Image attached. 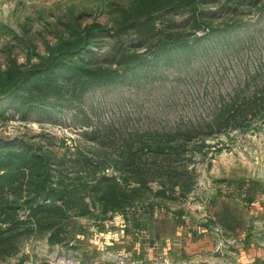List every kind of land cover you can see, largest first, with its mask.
<instances>
[{
    "label": "rangeland",
    "instance_id": "obj_1",
    "mask_svg": "<svg viewBox=\"0 0 264 264\" xmlns=\"http://www.w3.org/2000/svg\"><path fill=\"white\" fill-rule=\"evenodd\" d=\"M228 1H201L198 21L209 28L234 23L228 38L237 43L235 50L209 53L205 59L190 57L173 68L160 66L130 87L91 91L83 104L95 112L94 122L114 123L125 131H161L208 122L234 91L244 97L258 91L259 107L236 123L240 128L228 126L210 136L201 132L188 144L187 165L195 171L191 193L168 200L155 194L159 185L150 183L151 190L124 212L68 215L62 243H49L39 231L21 236L16 253L0 264H264V0L256 5L238 0L234 6ZM176 2L0 0V76L39 63L61 43L83 37L101 55L115 45L142 52L131 30L118 39L109 33L136 20L144 22L148 14L154 33L190 35L188 14L171 9ZM60 124L0 118V139L37 145L50 161L72 154L76 147L90 151L91 143L78 136L71 122ZM40 135L58 142L49 146ZM15 200L5 194L0 211ZM26 215L19 211L21 220Z\"/></svg>",
    "mask_w": 264,
    "mask_h": 264
},
{
    "label": "trees",
    "instance_id": "obj_2",
    "mask_svg": "<svg viewBox=\"0 0 264 264\" xmlns=\"http://www.w3.org/2000/svg\"><path fill=\"white\" fill-rule=\"evenodd\" d=\"M201 1L177 0L171 7L188 14L190 35L154 33L152 14H148L144 22L136 20L109 33L118 39L131 30L137 38L136 48H143L142 52L115 45L101 55L89 49L83 37L61 43L47 59L28 68L8 69L1 74V120L17 118L24 123L50 125L68 120L91 148L85 152L76 147L72 154L50 161L37 145L19 138L0 139V201L8 193L16 199L0 211V262L12 257L19 238L30 232L46 233L51 244L62 243L68 215L84 218L95 210L103 215L124 212L151 190L150 183L159 185L157 196L186 198L195 180L194 168L187 165L188 144L200 138L201 132L210 136L228 126L240 128L236 123L259 107L258 91L248 97L234 91L208 122L161 131H125L114 123L94 122L95 112L84 108L85 96L96 89L130 87L150 78L160 66L173 68L190 57L205 59L209 53L235 50L237 43H230L228 38L234 23L204 27L198 21ZM228 2L239 4L238 0ZM89 34L87 29L85 36ZM156 36L159 38L154 42ZM106 55L101 62L106 65L96 62L97 57ZM40 137L49 146L58 142L51 135ZM21 210L27 211L23 220Z\"/></svg>",
    "mask_w": 264,
    "mask_h": 264
}]
</instances>
